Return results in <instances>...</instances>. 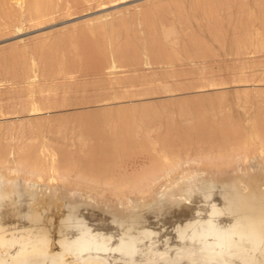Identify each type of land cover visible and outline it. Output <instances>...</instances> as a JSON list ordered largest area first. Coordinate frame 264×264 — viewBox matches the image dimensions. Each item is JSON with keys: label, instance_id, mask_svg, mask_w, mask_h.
I'll list each match as a JSON object with an SVG mask.
<instances>
[{"label": "rangeland", "instance_id": "obj_1", "mask_svg": "<svg viewBox=\"0 0 264 264\" xmlns=\"http://www.w3.org/2000/svg\"><path fill=\"white\" fill-rule=\"evenodd\" d=\"M4 1L21 14L17 22L6 25L0 8V23L4 20L0 25V153L7 146L4 153L10 154V161L17 148L30 155L27 150L33 146L30 150L38 152L32 154L45 152L48 161L73 163L83 154L78 134L85 135L88 147L93 143L83 129L85 119L87 127L99 116V122L110 121V130L118 127L122 139L137 123L144 136L156 137L160 157L174 156L182 164L190 161L175 179L160 177V183L156 180L146 192L138 193L140 197L127 193L123 200L127 210L253 193L247 185L249 173L258 164L257 169H264L258 154L249 153L239 161L236 172L244 179L239 186L207 181L210 170H201L194 161L219 160L214 156L227 147V139L264 137L260 126L264 122V0H62L69 2L41 20L25 15L29 0ZM68 146L79 147L80 152ZM176 147L177 152L183 149L180 155ZM135 159L120 158L130 180L136 176L132 175ZM193 172L204 175L190 180ZM17 182L18 189L44 194L57 185L55 179L50 180V189L42 181L27 188L23 181Z\"/></svg>", "mask_w": 264, "mask_h": 264}, {"label": "water", "instance_id": "obj_2", "mask_svg": "<svg viewBox=\"0 0 264 264\" xmlns=\"http://www.w3.org/2000/svg\"><path fill=\"white\" fill-rule=\"evenodd\" d=\"M0 264H264V191L129 211L0 185Z\"/></svg>", "mask_w": 264, "mask_h": 264}, {"label": "bare ground", "instance_id": "obj_3", "mask_svg": "<svg viewBox=\"0 0 264 264\" xmlns=\"http://www.w3.org/2000/svg\"><path fill=\"white\" fill-rule=\"evenodd\" d=\"M71 1L78 2L80 0H71ZM68 2L69 1H66V3H63L62 0H29V4H27L28 5L27 6V12H25V11L24 12L27 13L25 15H27V17L29 16L28 18H30V19L41 20V18H43L44 16L49 15V13H53L54 12L53 10H55V8H57L58 6H61L62 4L66 5V4H68ZM5 3L7 4V2H5ZM6 4L0 5V8H2V11H3L1 13H3L4 16H5V17L3 16L4 18H1V19H5L6 18L7 21L5 20V23H4V20H3V23L6 24V22H7L8 25H11L12 23H15V22L18 21L17 17H18V15H21V14H20V11L17 10L18 8L14 9L15 7L14 8H13V6L10 7L11 4H9L10 6H8V4L7 5ZM1 23H0V25H1ZM3 23H2V27H3ZM5 28H6V26H5ZM262 37H264V35ZM146 44H148V42ZM132 46L130 45V47H132ZM118 48L120 49L119 46H118ZM119 51L120 50H118V52ZM132 53H133V51H132ZM13 55H14V53H13ZM21 55H20V57H21ZM73 58H75V57H73ZM19 63H21V62H19ZM28 70H30V69H28ZM28 104H30V103H28ZM31 107H32V105H31ZM96 116L97 115H95L94 117H96ZM97 117L99 118V116H97ZM98 118H96L98 122H96V121H94V122L87 121V123L89 122L87 127H85L86 119H85L84 127H83V123H82L83 129L86 128L85 132L87 133V135H89L88 138H90L93 141V143L90 142V146L89 147H88V145H89L88 142L89 141L86 140L85 135H83L82 133L78 134L79 135V137H78L79 139L77 140V142L80 144V148L76 147V146H74V147H76V149H75L76 151L78 150L77 152L81 151V154L83 153L85 157L83 156V154H82V156H83L82 157L80 153H79L80 154L79 156H81V157H78V155H77L78 153L76 154L77 156L73 154V157L76 156V161L72 160L73 163H70V164L67 163L68 165H66V166L61 165V163L58 162L59 160L58 161H56L55 159L51 160V158H50L51 161H48L47 160L48 157L46 159V156H44L45 152H41L40 153V151H39L38 155H34L35 153L32 154V152H35V151L38 152V150H36V149L30 150V149H32L34 147L32 146V148H31L29 145L28 146L30 147V149L27 150V151H29V153H30V151H32L30 153V155L26 154V152H24V151L19 150L18 148L16 149V146H15L16 150H14V152H16V156L13 154L15 159L12 162V161H10L7 158L8 157L7 155H10V154L9 153L8 154L4 153L7 146L5 147L4 150L2 148V150L4 152L0 153V185L11 186V187L18 188L17 187V183H18L17 181L21 180V181L24 182L23 185H25L26 188H27V187H29L31 185L33 187H35L34 184L36 182L42 181V183L46 184V186H47L46 188H48V186H49L48 189H50L52 187H51V185H49V182H50V180L55 179L57 181V185L53 186L52 191L49 192L50 194H48V193H46V194L55 195V196H59L60 195L59 197H62V198L66 197V198H69V199H74V197L76 195H80L82 197V199L80 198L79 200H83V198H85V200H88V201L92 200L96 204H100V205L107 206V207L111 206V207L122 209V210H127L128 208L126 209V207H124V202H123V200H124L125 196L127 195V193H132V194L144 193V191L147 188H149V186L152 185L154 182H157L156 180H159L160 177L167 176V177L171 178L170 180L175 179V177H177V175L175 176V174H177V172L182 169L181 167L185 163H187L189 161L188 160L187 162H184V164H182V162H180L178 157L183 152V151H181L183 149L182 148L180 149L181 153L179 154L180 151L177 152V150H178L177 147L175 149H176V153L179 154L178 156L176 155L178 159H174L175 158L174 156H173L174 158L173 157H167L166 154H162V157H160L159 156L160 154L159 155L156 154L157 147H156V143L155 142H157V144H158V140H156V137L154 135H152V134L151 135L148 134V135L144 136V134H142V132H143L142 130L143 129H141L139 127H135V126H137V123H133V128L130 129V132H126L128 134V135L126 134L127 137L122 139V138L118 137V133H117L118 127L116 129H114V130H110V128H109V126H111L110 121L107 119V121L99 122L100 118L99 119ZM89 119H91V118H89ZM220 121H219V123H220ZM207 122H205V123H207ZM218 124H216V125L217 126L221 125V124H219V125ZM79 125H81V124H78L77 126L79 127ZM127 125H128V123L125 124V125H121L119 127L127 126ZM208 125H209V123H208ZM212 126H213V128L216 127V126L214 127V125H212ZM260 126L263 129L264 122H261ZM126 128H128V127H126ZM184 130L186 132V129H184ZM119 131H121V130H119ZM213 131H214V129H213ZM168 133H170V131ZM178 133L179 132H177V134ZM206 133H207V127H206L205 135H206ZM199 134H200V132H199ZM201 134H204V133H201ZM123 135H124V133H123ZM186 135H187V133H186ZM212 135L215 136L216 133L212 134ZM168 136H169V134L167 135V137ZM204 136H203V138H205ZM73 137H75L73 139H76L77 136H73ZM161 137H162V140H163V136H161ZM179 137H180V135H179ZM209 137H212V136L210 135ZM171 138H172V136H171ZM206 138H208V137L206 136ZM157 139H159V138H157ZM176 139H177L176 141H178V139L180 140V138H176ZM198 140H200V139H198ZM227 140H228L227 143L229 145V148H228L229 150H225L228 147V145H227V143L225 141V144L227 145V147L224 149L223 146H222V148L224 149L223 150L222 148H220L221 147L220 146L219 147L220 150L222 149L223 151H220L219 154H216L214 156L216 158H217V155L219 156V158H218L219 160L216 159V161H219V162H216L215 160L211 161L209 159L208 160H203L202 158L196 159L194 157L192 159H196L195 161L194 160L193 161L195 162V164L200 166L201 170H203V171L210 170L211 174L209 175L208 178H205L207 181H209V180L210 181L212 180V182L213 181H215V182L219 181L221 185H222L223 182H225V183L229 182V183H233V184H237L238 185V183H243L242 180H244V179H242L243 176H241L239 173L236 172L237 165H239L238 163H239L240 160L241 161L245 160L247 154L254 153V154H258L259 158H261L264 161V137L257 138V139H252V140L251 139L246 140V138H245V139H243V141L241 139H237L236 141H233V140H230V139H227ZM74 141H76V140H74ZM68 142H69V139H68ZM49 143L50 142L46 143L45 145H48ZM75 143L76 142H74V144ZM199 143H196V145L198 144V148L200 149L201 147H199V146H201V145ZM206 143H207V141H206ZM217 143H216V145H217ZM169 144H170V142H169ZM177 144H178V142H177ZM187 144L188 143L186 142V145ZM223 144H224V142H223ZM51 145H50V147H51ZM68 145H69V143H68ZM179 145L180 144H178L177 146L179 147ZM0 146H1V144H0ZM77 146H78V144H77ZM158 146H160V145H158ZM190 146H192V145H190ZM52 147H53V149L55 148L53 145H52ZM210 147H211V145H210ZM68 148H69V146H68ZM68 148H67V151L69 149H71V147L69 149ZM77 148H79L80 151ZM162 148H163V145H162ZM172 148H174V147H172ZM10 149H11V147H10ZM51 149L52 148H50V150ZM62 149H64V148H62ZM199 149H198V151H199ZM0 150H1V148H0ZM57 150H58V148H57ZM169 150L171 151V149H169ZM172 150H174V149H172ZM6 152H7V150H6ZM69 152H70V150H69ZM69 152H68V157H69V154H70ZM171 152H173V151H171ZM202 152H203V150H202ZM197 153L199 155V152H197ZM55 154H57V153L55 152ZM196 154H195V156H196ZM203 154H204V152L202 153V156H203ZM62 155H64V154H62ZM168 155H169V153H168ZM174 155H175V153H174ZM121 156H123V157L132 156V158H136L135 159L136 160L135 161V165H136L135 169H136V171H134V173H132V175H136V176L133 177V179L131 178L132 180H130L128 178H125V176H128L129 173L127 171H125V169H124L125 167L123 168L124 162H123V164H121V160L123 159L122 158L120 160ZM169 156H171V155H169ZM59 157H60V155H59ZM210 157H212V159H213V156L210 155ZM11 158L13 159L12 156H11ZM64 158H67V157L64 156L61 159L64 160ZM181 158L182 157H180V159ZM183 158H185V157H183ZM192 159H190V160L192 161ZM122 161H124V160H122ZM11 162H12V164H11ZM194 162H192L191 165H193ZM189 163H190V161H189ZM261 164H262V162H261ZM261 164H260V168L262 167ZM258 166H259V164H258ZM258 166H256V167H258ZM255 168L253 167L254 170H252V168H251V170H252L251 172L248 170V168H246L247 172L248 173L250 172L249 173V176H250L249 177V182H247L250 185L249 184H247V185L249 186V189L252 190L253 193H255L257 191H262L264 189L263 188V186H264V175H263V172H261L264 169L260 171V169H257V168L255 169ZM240 169L242 171V168H238L239 171H240ZM191 170H193V168ZM181 172H182V170H181ZM203 173L204 172H200V173H196L195 174L193 172V173H191V175H189V178L190 177H194L195 175L199 176V175H201ZM184 174H186V169L184 171ZM184 174H182V175H184ZM178 175H180V174H178ZM183 177L188 178V176H186V175L183 176ZM180 178H182V176H180ZM170 180H169V182L171 183ZM190 180H191V178H190ZM159 183H160V180H159ZM173 184H174V182H173ZM230 186H231V184H230ZM248 186H246V187L248 188ZM195 187H196V185H195ZM261 188H262V190H261ZM244 189H242V190H244ZM48 191H50V190H48ZM233 195H234V193H233ZM239 195H243V194H239ZM80 196H76L75 200H78L77 197L79 198ZM138 196H139V194H138ZM130 197H133V196H130ZM141 197H142V195H141ZM224 197H228V196H224ZM135 201H137V200H135ZM90 203H92V202H90ZM95 203H92V204H95ZM149 203H148V205H149Z\"/></svg>", "mask_w": 264, "mask_h": 264}]
</instances>
